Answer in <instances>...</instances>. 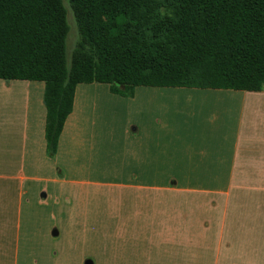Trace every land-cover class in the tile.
I'll return each mask as SVG.
<instances>
[{
	"label": "crops",
	"instance_id": "obj_1",
	"mask_svg": "<svg viewBox=\"0 0 264 264\" xmlns=\"http://www.w3.org/2000/svg\"><path fill=\"white\" fill-rule=\"evenodd\" d=\"M45 94L0 79V264H264V90L79 83L53 158Z\"/></svg>",
	"mask_w": 264,
	"mask_h": 264
},
{
	"label": "trees",
	"instance_id": "obj_2",
	"mask_svg": "<svg viewBox=\"0 0 264 264\" xmlns=\"http://www.w3.org/2000/svg\"><path fill=\"white\" fill-rule=\"evenodd\" d=\"M0 0V79L46 83L53 158L79 83L264 90V0Z\"/></svg>",
	"mask_w": 264,
	"mask_h": 264
},
{
	"label": "rangeland",
	"instance_id": "obj_3",
	"mask_svg": "<svg viewBox=\"0 0 264 264\" xmlns=\"http://www.w3.org/2000/svg\"><path fill=\"white\" fill-rule=\"evenodd\" d=\"M68 2H69L68 0H65V5L67 6V9H68V22L70 24V32H69V36L67 39V54L70 57L75 46H76V44H77L78 39H79V33H78L76 20L74 18L72 10L70 13V6H69ZM136 109H137L136 103H135V106H133V104L126 105V103L125 104L122 103L120 105H115V110H117V112H118V115L115 116V120H117L118 118L124 119L125 117H129V115L131 114V117H129V118L134 119L136 122L139 119ZM134 128H135V125H133L131 127V130L133 131ZM133 135H136V134H133ZM55 229L58 230V228H55Z\"/></svg>",
	"mask_w": 264,
	"mask_h": 264
}]
</instances>
